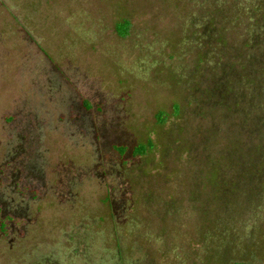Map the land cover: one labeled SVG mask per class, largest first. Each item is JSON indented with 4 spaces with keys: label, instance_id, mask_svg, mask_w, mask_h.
Listing matches in <instances>:
<instances>
[{
    "label": "rangeland",
    "instance_id": "rangeland-1",
    "mask_svg": "<svg viewBox=\"0 0 264 264\" xmlns=\"http://www.w3.org/2000/svg\"><path fill=\"white\" fill-rule=\"evenodd\" d=\"M263 52L264 0H0V264H264Z\"/></svg>",
    "mask_w": 264,
    "mask_h": 264
},
{
    "label": "trees",
    "instance_id": "trees-1",
    "mask_svg": "<svg viewBox=\"0 0 264 264\" xmlns=\"http://www.w3.org/2000/svg\"><path fill=\"white\" fill-rule=\"evenodd\" d=\"M120 26V27H119ZM127 27V26H126ZM117 30H120L122 29L121 25H118L116 27ZM264 54V52H263ZM251 58L253 60L251 61H248V62H245V64L241 63L239 66H240V70H237L235 73H230V77L232 78H237V76L239 75H243L244 78L246 79V81L248 82H253V81H256V80H260L262 77H264V56L263 58H259V56H254V55H251ZM239 69V68H238ZM253 73V75H252ZM232 78L230 79V82L232 81ZM234 81V79H233ZM216 90L214 89L213 92H215ZM159 120L162 122L163 121V115L160 114L159 115ZM124 148V152H122V154L125 153L126 151V147L125 146H121ZM152 144L148 143V146H136V148H134L133 150V155L136 156V155H144L146 152H147V148H152Z\"/></svg>",
    "mask_w": 264,
    "mask_h": 264
}]
</instances>
